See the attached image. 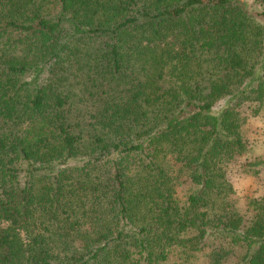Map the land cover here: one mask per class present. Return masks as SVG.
Here are the masks:
<instances>
[{"label": "trees", "instance_id": "trees-1", "mask_svg": "<svg viewBox=\"0 0 264 264\" xmlns=\"http://www.w3.org/2000/svg\"><path fill=\"white\" fill-rule=\"evenodd\" d=\"M254 1L0 0V264H264Z\"/></svg>", "mask_w": 264, "mask_h": 264}, {"label": "rangeland", "instance_id": "rangeland-1", "mask_svg": "<svg viewBox=\"0 0 264 264\" xmlns=\"http://www.w3.org/2000/svg\"><path fill=\"white\" fill-rule=\"evenodd\" d=\"M245 1L252 11L261 10L254 0ZM261 21L264 24V18ZM246 136L250 140V152L223 163L228 179L235 188L230 199L231 205L238 207L245 214L249 198L264 197V164L255 165L256 161L264 160V113L250 115L246 124ZM173 165L172 168L175 167V164Z\"/></svg>", "mask_w": 264, "mask_h": 264}]
</instances>
